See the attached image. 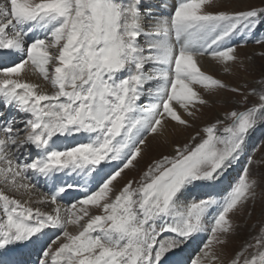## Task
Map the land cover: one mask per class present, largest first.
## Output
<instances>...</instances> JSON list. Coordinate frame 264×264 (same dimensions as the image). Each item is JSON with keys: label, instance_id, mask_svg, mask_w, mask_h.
<instances>
[{"label": "snow or ice", "instance_id": "6c2138e0", "mask_svg": "<svg viewBox=\"0 0 264 264\" xmlns=\"http://www.w3.org/2000/svg\"><path fill=\"white\" fill-rule=\"evenodd\" d=\"M215 6L0 0V264H218L232 216L259 186L248 142L264 129V78L244 93L202 71L199 58L230 73L237 47L264 44V7ZM29 72L51 92L22 78ZM201 90L258 102L225 112L117 188L149 136L169 123L193 126L209 104ZM241 161L237 180L217 193ZM17 247L36 259L2 255ZM228 264H264V224Z\"/></svg>", "mask_w": 264, "mask_h": 264}, {"label": "rangeland", "instance_id": "374dc122", "mask_svg": "<svg viewBox=\"0 0 264 264\" xmlns=\"http://www.w3.org/2000/svg\"><path fill=\"white\" fill-rule=\"evenodd\" d=\"M215 4V7L209 9L210 11L236 12L264 7V0H215ZM237 37H235L233 42L240 40V36ZM257 37L264 39V31L259 29ZM236 55L238 60L231 66L230 73H225L223 69H212L204 72L222 80L230 87L239 88L244 93H248L253 88L258 89L260 87L258 82L264 78V44H257L249 39L245 46L237 47ZM201 94L209 100V104L201 108L195 120L185 117L186 119H190V123L193 126L190 128L178 127L176 131L175 129H170L171 127H167L162 135L149 136L146 144L143 146L142 157L138 158L137 167L126 169L121 174V177H118L117 181H114L117 188L122 187L128 180L138 181L150 164L161 159L164 155H173L177 145L182 147L185 144L191 143V138L197 135L203 127L215 123L217 120H222L225 112L232 109L242 111L246 107L258 102L257 97L249 96L247 103L241 106L237 102H243V97L227 91L209 95L201 90ZM159 138L164 139L160 140ZM248 143V150L252 154L253 159V164L250 167L251 178L256 179L259 186L256 189L255 200L250 201L244 210L238 211L232 216L236 229L228 237L226 245L217 247L216 252L220 257L218 264H228L230 259L251 240V237L259 232L260 226L264 224V129H257L252 133ZM253 149H255L254 152L252 151ZM242 166L243 161L230 170L215 191L223 194L229 188V185L237 180ZM7 194L18 198L14 192H8ZM69 231H75V229L70 226ZM27 250L17 247L11 251L13 254L18 252L21 256ZM12 253L3 256L11 255Z\"/></svg>", "mask_w": 264, "mask_h": 264}, {"label": "bare ground", "instance_id": "6f19581e", "mask_svg": "<svg viewBox=\"0 0 264 264\" xmlns=\"http://www.w3.org/2000/svg\"><path fill=\"white\" fill-rule=\"evenodd\" d=\"M229 1H238V0H229ZM170 2H172V0H170ZM235 39V38H234ZM233 65V64H232ZM231 65V66H232ZM199 66L201 68L202 71H208V70H212V69H223V67L219 64H216L214 61H212L209 57H201L199 58ZM22 78H26L29 82H33V83H37L38 85H40L44 90L51 92V88L49 85H47L40 77L38 74H33L31 72L27 73L26 76H22ZM167 127H171L170 129H175L178 128L177 126H175L173 123H169ZM170 136V135H169ZM172 136V135H171ZM164 139V138H159ZM174 139V138H173ZM172 139V140H173ZM168 141V140H167ZM2 188V187H0ZM16 195L18 196V199H25L26 197L22 196L19 193H16ZM33 199H35V197H33ZM33 207H41L42 210L44 211H49L51 212L53 210V208L55 207L54 205L51 204H43V205H32ZM31 251L28 249L27 251H25L23 253V255H28V253H30ZM8 256H14L17 259L21 260V256L19 255V253L17 252L16 254H11V255H6L4 257H8Z\"/></svg>", "mask_w": 264, "mask_h": 264}]
</instances>
